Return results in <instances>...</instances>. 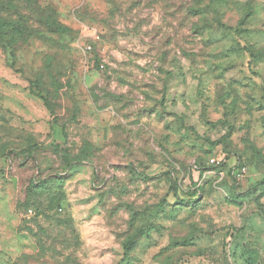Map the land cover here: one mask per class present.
I'll use <instances>...</instances> for the list:
<instances>
[{"label":"rangeland","instance_id":"1","mask_svg":"<svg viewBox=\"0 0 264 264\" xmlns=\"http://www.w3.org/2000/svg\"><path fill=\"white\" fill-rule=\"evenodd\" d=\"M36 1L60 31L12 0L0 42V264H264V0Z\"/></svg>","mask_w":264,"mask_h":264},{"label":"trees","instance_id":"2","mask_svg":"<svg viewBox=\"0 0 264 264\" xmlns=\"http://www.w3.org/2000/svg\"><path fill=\"white\" fill-rule=\"evenodd\" d=\"M15 1H21L25 3V7H22L24 9H27V11H30V13H34V11H37L39 15H42L41 21L39 22L44 26L45 31L55 32L60 31V26L55 22L53 17L48 12V8L46 6H39V2H33L34 0H15ZM2 6L0 8V13L2 12L3 16L0 17V42L7 45V46H13L19 39L18 37L23 36L24 32L21 30V27L28 22V20L25 19V15H21V13H18L19 11H22L23 8L18 7L19 4H13L12 0H2ZM39 3V5H38ZM36 7V8H35ZM189 14L193 16H202L205 13V7L201 6V0H194L192 3L186 7ZM32 94H34L32 92ZM36 97H40L39 94H35ZM245 166V165H241ZM240 165L235 166L241 167ZM233 169H231V175L234 181L235 178L233 177ZM238 182V181H236Z\"/></svg>","mask_w":264,"mask_h":264},{"label":"crops","instance_id":"3","mask_svg":"<svg viewBox=\"0 0 264 264\" xmlns=\"http://www.w3.org/2000/svg\"><path fill=\"white\" fill-rule=\"evenodd\" d=\"M11 83H13L12 81H11ZM6 88V87H5ZM27 90H28V93H26L25 92V95H24V98H28V95H30V92H29V89H28V87H27ZM32 94V93H31ZM32 98H35V97H32ZM28 100V99H27ZM38 100V99H37ZM43 104V103H42ZM44 106V105H43ZM10 110H13V109H10ZM14 110H16L17 111V113H19V114H29V109H14ZM13 110V111H14ZM15 112V111H14ZM43 112V111H42ZM22 128V127H21ZM66 191H67V200L70 202L71 200H72V175H70V177H69V181H68V184L66 185ZM71 206V210H72V205H70ZM72 227V225L71 224H69L68 225V228H71ZM21 254H23V251H21Z\"/></svg>","mask_w":264,"mask_h":264},{"label":"built area","instance_id":"4","mask_svg":"<svg viewBox=\"0 0 264 264\" xmlns=\"http://www.w3.org/2000/svg\"><path fill=\"white\" fill-rule=\"evenodd\" d=\"M216 163L219 164L220 161H215ZM247 173V167L246 166H241L233 169V177L235 178L236 181H240L245 174Z\"/></svg>","mask_w":264,"mask_h":264}]
</instances>
